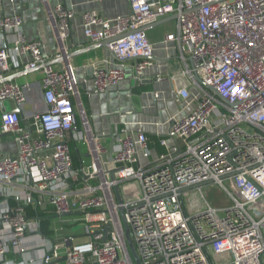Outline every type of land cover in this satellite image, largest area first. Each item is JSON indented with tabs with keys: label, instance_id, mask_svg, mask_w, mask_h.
<instances>
[{
	"label": "built area",
	"instance_id": "1",
	"mask_svg": "<svg viewBox=\"0 0 264 264\" xmlns=\"http://www.w3.org/2000/svg\"><path fill=\"white\" fill-rule=\"evenodd\" d=\"M129 9L83 13L86 36L111 40L115 58L94 66V92L118 86L128 64L141 81L154 56L146 27L171 15L166 38L198 90L177 89L178 102L197 104L158 137L156 156L140 127L121 129L108 148L90 127L75 67L50 64L45 43L0 0V136L17 143L0 152V264H135L125 224L141 264H264V0H129ZM53 14L68 40L74 11L59 3ZM30 70L40 78L5 80ZM29 207L60 220L52 237Z\"/></svg>",
	"mask_w": 264,
	"mask_h": 264
},
{
	"label": "crops",
	"instance_id": "2",
	"mask_svg": "<svg viewBox=\"0 0 264 264\" xmlns=\"http://www.w3.org/2000/svg\"><path fill=\"white\" fill-rule=\"evenodd\" d=\"M59 3L68 6L75 13L71 21L72 34L63 42H60L54 24L53 12ZM92 9L99 10L106 18L114 19L118 15L129 13V0H5L7 13L22 14L28 38L45 43V55L50 63L60 67L69 61L75 67L79 91L93 133L101 135L103 143L111 148L115 134L121 129L140 127L154 142L153 152L156 156L157 151L163 149L158 144V137L167 136L173 119L189 114L197 104L193 99L184 103L176 100L177 89L183 85L189 87L192 94H197L198 90L183 75L185 63L178 43L166 38L176 30L175 17H165L146 27L147 36L154 46V56L153 65L144 71V78L137 81L132 66L128 64L125 80L110 91L100 93L94 92V66L106 60L114 64L115 58L105 45L106 41H91L84 32L83 13ZM64 56L66 59L61 60ZM39 78L38 70H30L13 80L26 82ZM6 105L7 108H12L14 103L8 102ZM3 108L0 104V113ZM25 109L32 111L33 104L26 105ZM10 138L0 136V144L8 142ZM168 140L172 141L170 137ZM12 141L14 149H0V152L17 151V143L14 139ZM76 146L73 149L80 160L78 144ZM80 149L83 152L87 147L81 144ZM87 154L88 152L83 156ZM59 222L56 218L53 225L58 226Z\"/></svg>",
	"mask_w": 264,
	"mask_h": 264
},
{
	"label": "trees",
	"instance_id": "3",
	"mask_svg": "<svg viewBox=\"0 0 264 264\" xmlns=\"http://www.w3.org/2000/svg\"><path fill=\"white\" fill-rule=\"evenodd\" d=\"M72 155L74 158V164L77 166L79 164V160H78V155L74 149L72 151ZM28 209L30 213L40 217L43 234H45L46 236L52 237L55 233V230L53 228V221H54L55 216L53 214L44 213L39 210H33L32 207L31 209L30 207Z\"/></svg>",
	"mask_w": 264,
	"mask_h": 264
},
{
	"label": "water",
	"instance_id": "4",
	"mask_svg": "<svg viewBox=\"0 0 264 264\" xmlns=\"http://www.w3.org/2000/svg\"><path fill=\"white\" fill-rule=\"evenodd\" d=\"M162 20H163V19H162ZM110 42H111V40L106 41V42H105V45H107V47H108ZM64 59H66V56H64V57L61 58V60H64ZM50 64H52V63H50ZM26 72H27V71H26ZM26 72L23 71L22 73H18V74H16V75L9 76V77L6 78L5 80H11V79H13L14 77H16V76H18V75L25 74ZM1 82H2V81H0V83H1ZM4 109L6 110V107H5ZM17 111L20 112V109H17ZM109 173H110V177H111L112 179H114V178H115V176H114V171L111 170V171H109ZM115 194H116V198H117V200H118L119 202H121V201H122V195H121L120 188H119L118 186L115 187ZM121 214H122V216H124V211H123V209H121ZM125 227H126L127 240H128L129 246H130V248H131V251H132V253H133V256H134V258H135V264H141L140 261H139V259H138V257H137V254H136V251H135V248H134L133 242H132V240H131V238H130V235H129V228H128L127 224H125ZM108 230H109L108 227H106L105 232L108 233ZM106 237H107V235L105 236V239H106Z\"/></svg>",
	"mask_w": 264,
	"mask_h": 264
},
{
	"label": "rangeland",
	"instance_id": "5",
	"mask_svg": "<svg viewBox=\"0 0 264 264\" xmlns=\"http://www.w3.org/2000/svg\"><path fill=\"white\" fill-rule=\"evenodd\" d=\"M8 137H11V136H8ZM12 138H13V137H11L10 140H9L8 142H2V143L0 144V149H14L15 144H14V142L12 141V140H13ZM86 152H87V150H86V151H85V150L83 151V153H86ZM58 224L61 225L62 223L59 222ZM68 228H69V226H68ZM78 229L81 230V227H78Z\"/></svg>",
	"mask_w": 264,
	"mask_h": 264
}]
</instances>
